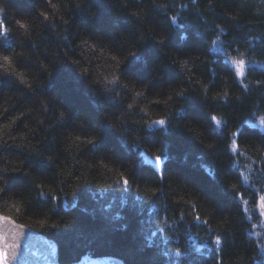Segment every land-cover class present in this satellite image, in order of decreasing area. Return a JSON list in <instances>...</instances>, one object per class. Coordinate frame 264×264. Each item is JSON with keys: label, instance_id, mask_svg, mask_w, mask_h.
<instances>
[{"label": "trees", "instance_id": "1", "mask_svg": "<svg viewBox=\"0 0 264 264\" xmlns=\"http://www.w3.org/2000/svg\"><path fill=\"white\" fill-rule=\"evenodd\" d=\"M0 9L11 29L0 38V213L52 238L63 264L104 255L264 264L253 231L264 176L243 177L247 164L264 172V0H0ZM233 58L245 60L243 78ZM53 60L51 72L43 62ZM162 115L165 126L150 124Z\"/></svg>", "mask_w": 264, "mask_h": 264}, {"label": "water", "instance_id": "2", "mask_svg": "<svg viewBox=\"0 0 264 264\" xmlns=\"http://www.w3.org/2000/svg\"><path fill=\"white\" fill-rule=\"evenodd\" d=\"M16 224L24 223L16 221ZM16 224L0 221V235L6 237L8 244L17 245L7 249L9 264H63L59 261V249L52 238L27 224H24L27 227L22 230ZM66 264H125V262L117 256L104 255L82 256L79 260Z\"/></svg>", "mask_w": 264, "mask_h": 264}, {"label": "snow or ice", "instance_id": "3", "mask_svg": "<svg viewBox=\"0 0 264 264\" xmlns=\"http://www.w3.org/2000/svg\"><path fill=\"white\" fill-rule=\"evenodd\" d=\"M0 11H2V9H0ZM173 21L176 20V17L173 16L171 18ZM19 23L21 24V26L23 27H27L26 23L24 21H19ZM11 29L9 28L8 26V23H7V20L6 19H3V18H0V38H3V37H7L8 34L10 33ZM217 40L220 39V37L218 36L216 38ZM213 43H215V41H213ZM4 61L7 62V64H11L12 63V59L11 57L9 56H4L3 57ZM235 65V75L243 78L245 76V70H246V62L244 59H235L233 58V61H232ZM7 64L3 65V66H7ZM9 71H14L13 69H9ZM16 75H18L20 77V79L22 81H26V77L23 75V73H16ZM112 81L113 82H116L119 77L113 75L112 76ZM258 84L262 83L261 81H257ZM245 87H247L245 85ZM144 111H148V108L145 107L144 108ZM213 120H215V123L217 125H219L221 123L220 119L216 116H213L212 117ZM151 123H155V124H159V125H163L165 126L167 124V118L165 116H161L159 119L155 120V121H150V124ZM262 123H264V120H262ZM7 127V126H5ZM236 133H233V136H235ZM77 139H79V137H77ZM209 147H211V144L209 145ZM231 148L233 151L237 150L238 148V140L236 139H233L231 141ZM157 158L161 161H163V157L162 156H159L157 155ZM251 167V165H250ZM121 177H122V183L124 186H129L130 185V180L127 176H125L123 173H121ZM245 179L247 180V177H245ZM3 189H0V192H2ZM154 191L158 194L160 192V189L159 188H156L154 189ZM40 195H46V193H40ZM259 200H260V206L262 208H264V196H261L259 197ZM196 219H200L199 216L196 217ZM0 221L2 222H7V223H12V224H16V221L13 220L12 217L10 216H7V215H3V214H0ZM16 226L19 228V229H24L26 228L27 226L24 225V224H16ZM53 227H55V225H53ZM215 241H216V245H220L221 244V237L220 236H216L215 238ZM14 247H17V245H13V244H8L6 242V237H4L3 235H0V264H9V253L7 251L8 248H14Z\"/></svg>", "mask_w": 264, "mask_h": 264}, {"label": "clouds", "instance_id": "4", "mask_svg": "<svg viewBox=\"0 0 264 264\" xmlns=\"http://www.w3.org/2000/svg\"><path fill=\"white\" fill-rule=\"evenodd\" d=\"M49 2H50V0H49ZM52 6H53V7H56V5H52ZM38 11H39V13L41 14V16H42L45 20H47V19L50 18V13H49L47 10H45L43 7H41L40 9H38ZM89 38H90V37H89ZM86 42H87L86 40H81V41H79V44H80V45H84V44H86ZM92 47H95V44H93ZM80 55H81V57H83L85 60L87 59L86 56H85V53L83 52L82 49H81ZM127 59H128V57H125L123 60L120 61L119 65H118V67H119L120 69H121V66L127 61ZM68 60H69L71 63H73V64L77 67V70H78L79 74H81V75L84 76V77H88V78H89V81H90L91 83H93V84H99V85H101L104 89H107V88H105V87H104L99 81H97V80H95V79L93 78V76H92V74H91V70H90L88 67H86V66L84 65V63H82L81 60L75 59L74 57H68ZM55 62H56L55 60H53V61H44V62H43V66H44L45 68H49V69L51 70V72H53V71H54V65H55ZM113 83H115V82H113ZM144 87L147 88L148 85H147V84H144ZM180 95L183 96V93H181ZM169 99H171V97H169ZM128 107L131 108L132 105L129 104ZM143 111H144V109H143ZM145 112H146V111H145ZM61 115H67L66 111H65V110H62ZM162 116H163V115H162ZM166 118H167V117H166ZM161 126H163V125H161ZM98 138H99V135H98L97 133H92L91 136L88 138L87 143H88V144H92L93 142L97 141ZM29 170H30V169H25V172L27 173V171H29ZM13 171H17V172H19V171H21V169H20V168H17V169H14ZM0 179H3V177H0ZM6 183H7V181H5V184H6ZM3 188H4V186H0V189H3Z\"/></svg>", "mask_w": 264, "mask_h": 264}, {"label": "rangeland", "instance_id": "5", "mask_svg": "<svg viewBox=\"0 0 264 264\" xmlns=\"http://www.w3.org/2000/svg\"><path fill=\"white\" fill-rule=\"evenodd\" d=\"M229 61L232 62L233 60L229 59ZM234 68H235V65H234ZM246 170H248V171H246ZM246 170L243 171V177L244 178L247 177V175L249 173V178L247 177V180H246L248 183H250L249 180H252L254 183L257 181V178L260 179V178H263V176H264V172L259 166H255L252 168V166L250 167V165L247 164ZM250 173H254V175L252 176ZM263 222H264V218H262L261 221H259L258 223H255L253 225V231H254V234L258 236L257 238L259 240L260 247H262L264 249V236L260 235L262 232Z\"/></svg>", "mask_w": 264, "mask_h": 264}, {"label": "bare ground", "instance_id": "6", "mask_svg": "<svg viewBox=\"0 0 264 264\" xmlns=\"http://www.w3.org/2000/svg\"><path fill=\"white\" fill-rule=\"evenodd\" d=\"M47 236V235H46Z\"/></svg>", "mask_w": 264, "mask_h": 264}]
</instances>
